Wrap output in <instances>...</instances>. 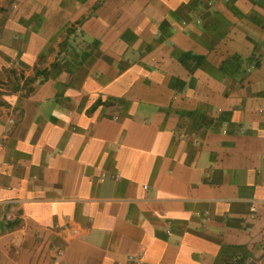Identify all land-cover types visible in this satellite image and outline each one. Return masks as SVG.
<instances>
[{
    "label": "crops",
    "instance_id": "1",
    "mask_svg": "<svg viewBox=\"0 0 264 264\" xmlns=\"http://www.w3.org/2000/svg\"><path fill=\"white\" fill-rule=\"evenodd\" d=\"M0 264H264V0H0Z\"/></svg>",
    "mask_w": 264,
    "mask_h": 264
},
{
    "label": "rangeland",
    "instance_id": "2",
    "mask_svg": "<svg viewBox=\"0 0 264 264\" xmlns=\"http://www.w3.org/2000/svg\"><path fill=\"white\" fill-rule=\"evenodd\" d=\"M0 88H5V89H9L10 87H6L2 82L0 83ZM1 91V90H0Z\"/></svg>",
    "mask_w": 264,
    "mask_h": 264
}]
</instances>
